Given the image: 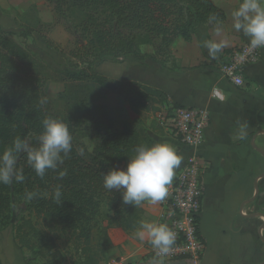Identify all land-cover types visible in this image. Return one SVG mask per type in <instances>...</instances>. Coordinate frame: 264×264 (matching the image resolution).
Returning <instances> with one entry per match:
<instances>
[{
	"label": "trees",
	"instance_id": "1",
	"mask_svg": "<svg viewBox=\"0 0 264 264\" xmlns=\"http://www.w3.org/2000/svg\"><path fill=\"white\" fill-rule=\"evenodd\" d=\"M45 1L54 19L49 27L61 24L78 45L68 52L69 63L78 60L83 67L54 70L0 26V149L16 136L34 143L42 118L51 115L69 123L73 151L61 165V170L68 173L63 179H58L51 170L43 179L37 177L21 157L18 163L24 167L25 181L10 186L0 184V230L11 226L20 248L30 250L34 260L50 253L54 246L53 238L36 226L40 220L55 232L79 241L82 253L79 264H99L98 256L103 251L91 244V233L101 203L107 200L114 210V219L126 222V227L133 225L138 210L123 204L118 191L110 193L104 189L102 174L110 168L125 167L134 148L141 144V136L135 120L117 125L106 105L96 103L95 91L114 93L139 109L170 105L163 91L135 81L110 79L95 67L104 61L131 58L140 62L149 60L173 71L178 68L172 56L175 42L191 40L199 25L208 24L209 15H216L220 21L226 17L213 0ZM37 24L44 25L40 21ZM36 33H40L38 28ZM29 34L28 29L23 33ZM39 36L46 46L58 50L50 46L45 35ZM52 81L63 83L64 89L57 98L70 104L62 113L54 109V98L47 93ZM41 99L47 101L43 106ZM87 129L93 141L90 151L82 140ZM79 147L85 148L84 157L77 155ZM57 185L62 186L63 192L59 205L50 198ZM26 190L41 195L27 201ZM42 264L65 263L49 259Z\"/></svg>",
	"mask_w": 264,
	"mask_h": 264
},
{
	"label": "crops",
	"instance_id": "2",
	"mask_svg": "<svg viewBox=\"0 0 264 264\" xmlns=\"http://www.w3.org/2000/svg\"><path fill=\"white\" fill-rule=\"evenodd\" d=\"M10 2L8 10L19 15L26 10L21 0ZM213 2L225 13L221 22L229 36L228 45L215 57L201 46L202 41L215 38L212 28L203 24L191 40L178 39L173 45L172 56L178 67L173 71L149 60L131 58L104 61L95 69L112 79L133 80L159 89L166 94L170 106L175 103L209 112L203 142L194 149H178L182 163L175 170L176 175L191 153L198 154L204 165L198 230L205 247L199 264H264V49L259 59L245 68L242 85L227 82L216 64L232 48L248 40L232 29L231 12L239 0ZM26 4L27 8L31 6ZM50 15L39 17L48 22ZM6 22L16 23L0 8V26ZM106 99L110 104L124 102L111 92ZM237 120L248 122L242 140L235 138ZM156 207L152 222H157L161 210L159 205Z\"/></svg>",
	"mask_w": 264,
	"mask_h": 264
},
{
	"label": "clouds",
	"instance_id": "3",
	"mask_svg": "<svg viewBox=\"0 0 264 264\" xmlns=\"http://www.w3.org/2000/svg\"><path fill=\"white\" fill-rule=\"evenodd\" d=\"M231 20L232 29L247 38L250 49H264V0H239L231 12ZM207 22L215 38L202 41L201 46L210 57H215L228 45L229 36L224 33L223 23L216 15H209ZM220 99L223 100V97ZM46 102V99H41L40 105L43 106ZM40 123L41 129L36 134L34 143L16 136L9 145L0 149V184L10 186L25 181L24 167L18 163L21 157L41 179L50 170L57 173L58 179L67 176V170H61V165L70 158L73 151L69 123L51 115L43 117ZM247 130L248 122L237 120L235 138L244 139ZM76 151L80 157L85 156L84 147H79ZM133 152L125 167L110 168L102 174L103 188L110 193L118 191L125 205H158L169 194V187L175 170L182 163V156L168 142L139 144ZM40 195L38 191L26 190L24 198L32 201ZM62 196V186H55L50 196L54 204L59 205L63 201ZM134 236L152 246L155 255L150 264H166L165 258L173 251L176 243V233L162 222L141 221Z\"/></svg>",
	"mask_w": 264,
	"mask_h": 264
},
{
	"label": "rangeland",
	"instance_id": "4",
	"mask_svg": "<svg viewBox=\"0 0 264 264\" xmlns=\"http://www.w3.org/2000/svg\"><path fill=\"white\" fill-rule=\"evenodd\" d=\"M21 1L24 5V10H26L22 15H19L14 11L8 10L11 7L10 0H0L1 11L13 17L16 22L15 24L6 22L1 27L6 29V31H10V36L22 47L36 52L40 58L46 61L54 70L69 67L75 69L73 66L79 68L83 67L82 64L78 63V60L72 59L71 63H69L68 52L78 46L74 36L68 33L61 24H51V27H49V24L52 23L54 19L53 16L51 17L50 15L52 12L47 2L45 0ZM27 2L31 5L29 8H27ZM48 15H50L48 22L39 17L47 18ZM37 21L44 23V25L38 26ZM26 23H29V26L26 25ZM37 28L40 30L39 34L36 33ZM26 29L30 30V34L27 36L23 35ZM39 35H45L50 42V46L57 47L56 49H60L61 51L46 46ZM106 77L112 79L109 76ZM63 89V83L56 81L50 82L47 89L48 95L54 98V109L60 113L66 111L70 105L69 103L67 105L64 104L65 100L57 98V94ZM95 92L96 103L106 105L109 115L117 125H120L121 122L125 120L136 121L141 136V144L150 145L155 142H168L174 145L175 148L180 145L174 139L171 131L160 123L158 112L161 104L153 105L147 109L131 107L122 100L113 101V103L110 104V100L108 101L106 99V94L109 93L108 91L96 89ZM87 130V134H85L82 140L88 149L91 150L93 141L89 129ZM176 150L179 152L178 149ZM156 206L157 205L144 203L137 207V217L132 219L134 220L133 225L131 227H126V222L117 220L116 218L114 219V210L107 200L101 203L100 213L95 220V226L91 233V244L94 245L96 250L103 251V253L98 256L100 257L99 264H109L112 262H117L118 264H143L153 259L149 252V243L136 239L134 232L141 221L152 222L153 219L151 216L153 215L154 209H157ZM14 211H17L16 208ZM32 219H34L33 215ZM38 221L36 226L54 240V246L51 252L46 253L43 257L38 256L33 260L30 250L20 248L18 241L14 237V229L9 226L0 230V260L2 263L28 264L27 261H29V264H42L49 259H55L58 263L79 264L78 262L82 257L79 241H77L74 236L59 234L55 232V230L48 228L47 225H43L40 220Z\"/></svg>",
	"mask_w": 264,
	"mask_h": 264
},
{
	"label": "built area",
	"instance_id": "5",
	"mask_svg": "<svg viewBox=\"0 0 264 264\" xmlns=\"http://www.w3.org/2000/svg\"><path fill=\"white\" fill-rule=\"evenodd\" d=\"M261 50H252L248 42H245L220 58L216 69L227 82L240 86L244 83L245 68L259 59ZM158 117L180 144L176 149L182 150L197 148L203 142L205 127L210 120L206 109L187 106L161 107ZM203 169L198 154L187 155L182 168L173 178L167 198L159 204L161 210L157 222L166 223L176 233V243L173 251L165 258L166 262L200 263L205 247L198 230L204 195ZM149 252L154 258L151 245Z\"/></svg>",
	"mask_w": 264,
	"mask_h": 264
},
{
	"label": "water",
	"instance_id": "6",
	"mask_svg": "<svg viewBox=\"0 0 264 264\" xmlns=\"http://www.w3.org/2000/svg\"><path fill=\"white\" fill-rule=\"evenodd\" d=\"M169 264H185L184 261H175V262H171Z\"/></svg>",
	"mask_w": 264,
	"mask_h": 264
}]
</instances>
